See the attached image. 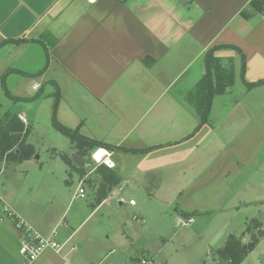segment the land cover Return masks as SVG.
Masks as SVG:
<instances>
[{
	"label": "crops",
	"instance_id": "obj_1",
	"mask_svg": "<svg viewBox=\"0 0 264 264\" xmlns=\"http://www.w3.org/2000/svg\"><path fill=\"white\" fill-rule=\"evenodd\" d=\"M220 44L237 47L212 53L222 66L230 64L232 76L220 82L223 87L215 90L200 125L209 95L205 58ZM0 88L24 98L14 102L9 97L7 110L17 112L31 131L30 121L43 115L52 125L54 114L61 125L103 143L92 150L111 152L114 166L108 168L118 177L100 198L107 167L92 168L86 157L77 164L70 143L71 156L64 154L75 167L66 165L64 172L70 177L76 172L72 192L54 188L47 182L51 174L32 185L2 179L0 216L9 210L42 236L56 228L62 247L45 249L26 262L18 251L23 231L5 217L0 220V264H104L109 257L101 249V218L84 226L122 184L140 191L142 199L184 192L186 211H198L185 199L213 183L214 162L223 154H216L215 129L220 127L223 149L243 159L236 158L235 177L227 185H248L243 170L250 164L253 174L262 162L264 0H0ZM158 156L164 162H151ZM80 186L85 196L94 193V202L85 198L75 205ZM250 193L244 204L264 201V181L253 183Z\"/></svg>",
	"mask_w": 264,
	"mask_h": 264
},
{
	"label": "rangeland",
	"instance_id": "obj_2",
	"mask_svg": "<svg viewBox=\"0 0 264 264\" xmlns=\"http://www.w3.org/2000/svg\"><path fill=\"white\" fill-rule=\"evenodd\" d=\"M238 62V60H237ZM229 71L227 62L218 65V74ZM235 87H242L238 67H236ZM222 82H230L225 74ZM220 82L216 84L218 87ZM219 88V87H218ZM9 94L0 88V113L8 108ZM40 114H45L41 112ZM33 122V129L27 139L35 147V153L29 158L18 162H11L2 166L0 181L5 177L11 182L20 183L23 179L30 184L48 178L50 184L62 193L68 194L77 186L76 172L70 177L64 170H68L66 163L57 152L67 153L71 156L69 138L52 127L48 117L41 115L39 121ZM244 129L242 131L244 132ZM251 130L250 125L246 128ZM216 154L221 155L213 165V183L210 187L198 194H190L185 199L186 204L197 205L198 211L192 212L184 206L181 199L185 196L168 194L163 198L157 195L142 199L140 191L122 184L115 193L109 196L108 202L91 218L86 221L84 227L94 225L96 219L102 228L100 238L103 241L102 252L109 259L104 264L112 261V264H216L213 248L220 247L226 238V234L233 233L237 236L251 217L259 219L264 228V201L250 205L244 204L250 198L251 186L257 181H264V158L258 164L256 171L251 174V165L243 170L249 176L248 185H227L229 180L235 177L236 158L243 162L238 153L223 149V128H216ZM207 131V130H205ZM219 138V139H218ZM219 140L221 142H219ZM264 155V152L260 153ZM151 158L153 163L164 162L161 156ZM163 158V157H162ZM261 158V156H259ZM225 161H222L224 160ZM89 160L90 167L96 168L104 164L95 165ZM228 164V166L226 165ZM107 166V165H105ZM109 167V166H107ZM69 171V170H68ZM231 173V174H230ZM243 177L237 176L236 180ZM51 179V180H50ZM72 182H70L71 180ZM65 180H68L66 183ZM39 183V182H38ZM84 198H76L77 203L85 201L94 202V193L88 192ZM119 198V199H118ZM129 199L136 205L129 204ZM175 199V200H174ZM121 200L123 204H119ZM207 205L208 207L203 209ZM195 208V207H194ZM182 212H185L183 214ZM197 213H203L197 215ZM191 215L193 221L181 224ZM229 222V223H228ZM245 236V237H244ZM241 240L248 241L249 235H244ZM241 264H264V236L259 239L255 248L247 254Z\"/></svg>",
	"mask_w": 264,
	"mask_h": 264
},
{
	"label": "trees",
	"instance_id": "obj_3",
	"mask_svg": "<svg viewBox=\"0 0 264 264\" xmlns=\"http://www.w3.org/2000/svg\"><path fill=\"white\" fill-rule=\"evenodd\" d=\"M14 42H18L19 40H13ZM231 48L237 49V47L224 44V45H215L212 47L206 55L205 63H206V85L208 88L209 95L207 96V103L205 106V110L202 113L200 125H202L207 120V115L210 107V101L215 93V90H220L223 86H215L213 87L214 78L217 83L222 81V78L225 77V74L230 78L232 76V72L225 71L219 75L218 73V65H220L218 59L212 55L213 51L216 48ZM242 73L244 70V55H242ZM215 72V73H214ZM241 73V74H242ZM262 82L261 80L255 83H248V86H252ZM8 94V93H7ZM38 92L33 96V98L37 97ZM9 97L14 101H19L21 97L13 96L9 94ZM199 125V126H200ZM52 126L61 132L63 135L69 138L72 147L75 149L78 155L82 157H86L89 161V153L95 146H98L99 142L92 141L82 135H80L76 130L65 127L55 120L54 114L52 116ZM196 130V128H195ZM31 132V125L24 123L19 118L17 112L6 110L2 114H0V168L2 164H8L11 162H18L23 159L29 158L35 153V147L33 144L26 141L28 135ZM103 145V143L101 144ZM104 146V145H103ZM109 147L108 145H105ZM55 153V151L52 149ZM61 158L64 160L66 165L74 166L72 160L66 156L65 154H59ZM105 166V165H102ZM75 167V166H74ZM107 167V166H106ZM102 182L98 188V194L100 198L106 196L109 188L118 182V177L111 168H106V172L104 171L102 174ZM262 222L257 218H251L245 225L244 229L241 231L240 235L237 236L233 233H229L226 236L224 243L213 250L214 259L216 264H241L244 258L247 256L249 252H251L256 244L259 242V239L264 236V228L262 227ZM245 234L249 235V239L246 242L241 240Z\"/></svg>",
	"mask_w": 264,
	"mask_h": 264
},
{
	"label": "built area",
	"instance_id": "obj_4",
	"mask_svg": "<svg viewBox=\"0 0 264 264\" xmlns=\"http://www.w3.org/2000/svg\"><path fill=\"white\" fill-rule=\"evenodd\" d=\"M100 159L97 160L94 158V154H101ZM89 160H91L95 165L104 164L109 167H113L114 163L111 157V152L104 147H97L93 149L89 154ZM84 187L80 186L78 189V196H84ZM129 204H134V201L131 199ZM8 218L14 221V226L18 230L23 231V236L19 242V254L25 259L26 262H33L37 257L45 250L52 249L54 251H59L62 247V244L58 241V232L54 228L51 230L50 234L42 236L34 231L29 225L24 223L21 219L15 217L14 213L5 210L4 216H0V220ZM193 221L191 216L187 217L181 224H188Z\"/></svg>",
	"mask_w": 264,
	"mask_h": 264
},
{
	"label": "water",
	"instance_id": "obj_5",
	"mask_svg": "<svg viewBox=\"0 0 264 264\" xmlns=\"http://www.w3.org/2000/svg\"><path fill=\"white\" fill-rule=\"evenodd\" d=\"M71 157H72L73 161L76 162L79 165H82L84 163V161H85V158H83V157H81V156H79V155H77L75 153L72 154Z\"/></svg>",
	"mask_w": 264,
	"mask_h": 264
},
{
	"label": "snow or ice",
	"instance_id": "obj_6",
	"mask_svg": "<svg viewBox=\"0 0 264 264\" xmlns=\"http://www.w3.org/2000/svg\"><path fill=\"white\" fill-rule=\"evenodd\" d=\"M101 155H102V153H101V154H98V155H97V159H100V156H101Z\"/></svg>",
	"mask_w": 264,
	"mask_h": 264
},
{
	"label": "clouds",
	"instance_id": "obj_7",
	"mask_svg": "<svg viewBox=\"0 0 264 264\" xmlns=\"http://www.w3.org/2000/svg\"><path fill=\"white\" fill-rule=\"evenodd\" d=\"M94 158L97 159V155L96 154H94ZM97 160H99V159H97Z\"/></svg>",
	"mask_w": 264,
	"mask_h": 264
}]
</instances>
